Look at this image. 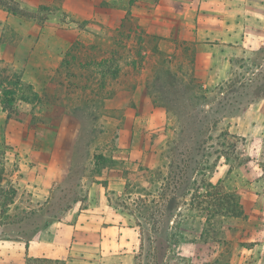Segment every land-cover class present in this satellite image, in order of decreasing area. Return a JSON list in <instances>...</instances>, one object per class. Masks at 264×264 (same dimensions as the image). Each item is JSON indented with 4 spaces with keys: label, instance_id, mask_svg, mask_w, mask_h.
<instances>
[{
    "label": "rangeland",
    "instance_id": "rangeland-1",
    "mask_svg": "<svg viewBox=\"0 0 264 264\" xmlns=\"http://www.w3.org/2000/svg\"><path fill=\"white\" fill-rule=\"evenodd\" d=\"M58 1L46 6L49 0H41L30 15H57ZM108 14L112 17V11ZM144 23L127 16L120 29L106 30L104 40L77 41L69 59L73 73L58 74L60 86L48 90L47 106L29 124L31 133L36 127L43 159L53 154V144L75 145L66 183L56 187L49 207L37 211L40 204L20 185L16 151L0 150V242L28 238L49 216L83 200L84 178L114 165L112 147L121 136L123 144L137 141L156 151L149 158L154 166L127 171L124 195H110L132 242L125 249L129 256L135 253L134 264H264V138L230 130L241 113L264 99V50L235 57L230 70L223 61L210 68L196 62L201 43L148 34ZM101 80L105 88L97 90ZM119 89L118 112L110 103ZM145 96L166 111L156 130L143 120L137 124ZM25 97L32 94L21 90L12 119L20 118L17 104ZM204 181H222L227 191L237 192L246 213V218H224L219 241L205 231L206 214L190 206L194 189ZM174 199L177 210L168 216ZM81 245H75L71 261L26 263L132 264L122 258L124 250L112 258L100 252L82 258Z\"/></svg>",
    "mask_w": 264,
    "mask_h": 264
},
{
    "label": "crops",
    "instance_id": "crops-1",
    "mask_svg": "<svg viewBox=\"0 0 264 264\" xmlns=\"http://www.w3.org/2000/svg\"><path fill=\"white\" fill-rule=\"evenodd\" d=\"M53 1L49 0L46 6ZM15 2L25 15H15L0 6L1 66L20 74L22 83L32 86L37 98L34 104L20 100L17 108L21 116L10 120L0 101V150L7 155L16 151L23 174L22 190L28 188L32 201L39 203V207H49L56 198V187L66 183L75 145L53 144L49 150L53 154L43 159L36 143V127L31 133L29 124L47 106L44 95L60 84L55 81L58 74L73 73L69 59L77 41L104 40L106 30L120 29L128 16L144 21L148 34L165 38L175 34L181 40L201 43L196 62L210 68L223 61L230 70L235 57L264 50V0H59V13L44 19L30 15L41 0ZM208 41L213 44H203ZM206 46H210L208 53ZM100 82L97 90L105 88ZM89 86L86 83L83 89L88 91ZM1 96L0 89V99ZM121 97L119 89L110 103L118 112L122 110ZM126 98L132 101L133 97L128 93ZM141 110L137 124L143 120L155 130L164 125L166 111L155 106L148 96L143 97ZM230 130L254 139L264 138V99L241 113ZM112 151L113 166L84 178L83 200L72 201L59 216H49L47 223L38 226L28 238L19 236L0 242V264L71 261L75 245L81 244L82 258L99 252L102 257L112 258L124 250L122 258H131L134 264L135 253L131 251L134 254L129 256L125 249L132 242L126 238V229L110 195H124L127 171L154 166L155 160L149 158L156 156V151L153 145L143 146L137 141L123 144L121 136ZM42 210L40 207L37 211Z\"/></svg>",
    "mask_w": 264,
    "mask_h": 264
},
{
    "label": "trees",
    "instance_id": "trees-1",
    "mask_svg": "<svg viewBox=\"0 0 264 264\" xmlns=\"http://www.w3.org/2000/svg\"><path fill=\"white\" fill-rule=\"evenodd\" d=\"M0 6L15 15H25L15 0H0ZM1 64L0 60V89L2 90L0 101L3 110L7 112V119L10 120L15 112L14 105L20 99L18 94L21 90L32 94V98L25 97L21 101L30 102L37 98V94L34 93L32 86L22 83L20 74L8 67H2ZM225 158L228 160V157ZM205 182L201 187H197L199 189H194L195 193L190 206L206 214L205 231H207L206 233L212 232L211 241H219L223 231L224 218H246V213L237 192L227 191L222 181L217 184ZM176 210V199H174L168 216L174 215ZM147 232V240L150 241L152 236H150L149 230Z\"/></svg>",
    "mask_w": 264,
    "mask_h": 264
}]
</instances>
